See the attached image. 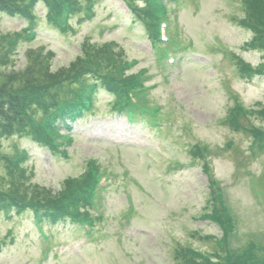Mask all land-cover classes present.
I'll return each instance as SVG.
<instances>
[{
	"label": "rangeland",
	"instance_id": "1",
	"mask_svg": "<svg viewBox=\"0 0 264 264\" xmlns=\"http://www.w3.org/2000/svg\"><path fill=\"white\" fill-rule=\"evenodd\" d=\"M168 3L170 32L178 31L189 48L171 47L174 59L165 57L160 66L162 48L124 0H94V14L73 17L69 32L49 23L46 4L38 2L36 36L29 43L21 39L6 72L26 69L29 62L33 69L72 71L86 52L98 61L108 55L127 60L128 74L149 72L144 91L162 110L157 126L145 117L131 124L128 116L112 112L114 95L102 87L95 112L73 125L67 156L26 136L3 138L0 185L12 178L2 155L12 157L16 145L30 154L22 163L26 174L16 176L32 193L57 194L90 166L109 179L100 209L92 208L102 220L90 232L71 220L39 221L31 211L0 213V264H177L189 261V248L225 264L216 256H225L219 253L220 236H214L223 232L203 216L214 204L210 173L224 182L220 188L236 216L238 233L228 239L232 252L257 241L264 253V139L249 130L255 125L264 131V116L256 113L264 109V75L245 77L239 64L242 59L260 67L263 51L250 43V26L238 22L245 16L242 0ZM141 6L138 1L135 8L140 12ZM27 26L22 16L0 9L2 33ZM134 60L136 66L129 67ZM238 101L250 112L240 126L230 120ZM215 189L217 202L216 184Z\"/></svg>",
	"mask_w": 264,
	"mask_h": 264
},
{
	"label": "trees",
	"instance_id": "2",
	"mask_svg": "<svg viewBox=\"0 0 264 264\" xmlns=\"http://www.w3.org/2000/svg\"><path fill=\"white\" fill-rule=\"evenodd\" d=\"M43 1L47 6L46 19L49 23L61 30L69 32L74 29L71 20L74 16L84 15L91 17L94 14V0H86L84 5L81 0H0V9L11 16H22L28 21V26L16 33H2L0 30V141L11 136H26L36 142L47 146L51 152H60L67 156L68 151H62L58 147L56 136H60V123L70 126L67 121L77 120L85 113H94L96 110L97 93L104 87L108 93L114 95L110 101L112 110L120 112L131 107L129 91L137 86L136 73L128 74L125 69L127 60H116L114 57L102 55V60L86 52L83 64L73 68L72 71L50 72L42 68L33 69L29 62L26 69L10 70L6 72L8 64L13 61V55L22 40L29 42L36 35L37 24L36 6ZM136 16H139L148 27L149 37L153 42H158L160 21L159 12L161 4L156 0H124ZM138 1H143L140 12L135 8ZM245 16L238 19L246 26H250L254 36L251 44L264 52V0H242ZM241 59V58H240ZM242 73L249 77L255 73L264 74V61L260 67H254L240 60ZM129 67L131 64H128ZM230 120L240 126L242 116L250 112L244 111L240 105L233 107ZM259 116H264V109L257 110ZM244 126V124H243ZM256 139H264V131L253 126L249 129ZM258 141V140H257ZM0 147L2 144L0 143ZM26 148L14 146L12 157L2 155L12 174L11 180L0 185V213L5 212L11 216L12 212L18 214L32 211L40 218L51 219L54 222L59 219L72 217L75 221H81L91 217L87 202L91 196L97 173L94 166L79 179H71L66 187L57 194L44 191H32L26 187L22 189L26 169L22 163L29 158ZM18 175V176H16ZM218 200V199H217ZM220 206H213L212 212H207L206 217L213 222H218L225 233L232 230L231 215L225 210L220 200L216 202ZM218 239L222 245L225 256L216 254L219 259H227L225 264H264V253L260 252V244L249 243L243 250L232 252L226 241V237ZM240 248H237L238 250ZM188 262H176L177 264H222L209 254H202L196 249H188ZM200 258L202 261H198ZM178 260V259H177Z\"/></svg>",
	"mask_w": 264,
	"mask_h": 264
}]
</instances>
